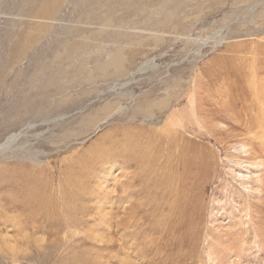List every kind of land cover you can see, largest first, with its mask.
Segmentation results:
<instances>
[{
    "label": "rangeland",
    "instance_id": "1",
    "mask_svg": "<svg viewBox=\"0 0 264 264\" xmlns=\"http://www.w3.org/2000/svg\"><path fill=\"white\" fill-rule=\"evenodd\" d=\"M88 1L38 11L36 0H0V264H264V104L253 90L256 129L246 114L241 126L198 114L207 131L194 119L199 95L230 90L222 72L264 83V0ZM104 133L115 156L178 133L212 160L202 207L188 213L200 212L195 246L156 228L148 160L97 159ZM21 175L49 182L57 222L13 204Z\"/></svg>",
    "mask_w": 264,
    "mask_h": 264
},
{
    "label": "bare ground",
    "instance_id": "2",
    "mask_svg": "<svg viewBox=\"0 0 264 264\" xmlns=\"http://www.w3.org/2000/svg\"><path fill=\"white\" fill-rule=\"evenodd\" d=\"M36 1L39 2V4H40L39 7H38V11H41V10H44V9H49V10H53L54 11V10L59 8L58 5L60 4V0H36ZM86 2H87L88 5L91 4V1L86 0ZM69 30L67 29V31H69ZM11 33H12V31H11ZM73 56H74V54H68L67 55L68 58H72ZM46 59H47V57H46ZM60 60H62L61 55H60V53H57L55 55V61H60ZM120 60H121V54H120V52L117 51L113 55V57L111 58L109 64L110 65H114V66L118 65L120 63ZM44 62L45 61H42L43 64H45ZM49 65L50 64H48V66ZM57 68L60 69L61 66L60 65L56 66L55 69H57ZM239 69H240V67L237 68L238 72H239ZM50 70H52V69H50ZM227 72L228 71L222 72V74H223L222 78H227V77L229 78L230 76L234 77L233 80L230 79V81H227V84L229 85L230 90L225 92L223 90H220L219 88H215V89L211 90V92L207 93L206 96L199 95L196 98V106L194 108V114H195L194 119H195V122H197V124L199 125L200 128L204 127L203 124H205V123L203 121H201V119L199 118V115H198V114H200V115H204V116L208 117V118H205V120H207V119H210V120L218 119V120H223V121H232V122L235 121V122H238V124H240L241 123L240 115L241 114H246V115H249V120L253 123V124H251V127L255 128V129H256V127L258 128V126H259L258 124H261V123H257V120H259V119H255V121H256L255 122L253 117L250 116V114H251L250 112H251L252 109L250 110L249 107H250L251 103L253 102V100H255L254 99L255 97L253 98V96H252L253 90L255 92L253 95H255V94L259 95V99H260L261 105L264 104V83H263V78H259V81H257V80L255 81L253 75H251V77L247 79L246 78L247 75H245L244 73H236V71H235V73H233L234 75H229V73H231V72H228V73ZM216 77H214L213 74H209L208 80H214V79L217 80ZM194 80H196V78ZM202 80H204V79L198 78L197 84H195V87H197L198 89H201L200 82H203ZM249 82H251V83H249ZM253 84L256 85V88H253ZM195 92H196V89H194V93ZM192 101H193V99H192ZM258 102H255V103H258ZM239 103H240V106L238 107ZM204 105H206V106H204ZM254 106H256V105L254 104ZM258 106H259V104H258ZM252 111H254V110H252ZM262 112H263L262 119H264V111H262ZM255 114L256 113L254 112V116H255ZM258 115L259 114L257 113V116ZM257 116H255V117H257ZM260 116H261V114H260ZM244 118H245V116H244ZM241 119H243V117ZM261 121H263V120H261ZM170 125H172V124H170ZM236 125H234V126L236 127ZM212 126H215V124H213ZM240 126H241V124H240ZM178 128H180V127L178 126ZM204 129H205V131H207L206 127H204ZM261 129H264V128H261ZM210 131L214 133L213 130H210ZM256 131H258V130H256ZM186 134H188V133H186ZM232 135L236 136L237 134H233L232 133ZM262 135H264V134H262ZM253 136H256V135H253ZM258 136H260V135H258ZM99 138H100L101 142L103 143V145L101 147L102 152H99V153H97L95 155L98 160H101V161L108 160L109 156H113V157L118 159L120 156L125 155L126 158L125 157L124 158L126 160L130 161L131 163L135 164V165L139 164L140 160H141V162H143L144 160H148L149 163H150V166L151 165L154 166V167L148 169L149 170L148 175H150L152 173L151 181H152L153 186H151V189L154 190V196H153L154 198L153 199H154V201L157 203V205L159 207L163 206V212H159V213H158V211L156 212V216H157V218H159L157 220V221H159V223H158V226L156 228H159V231L161 232V234H164V233L174 234L176 231L182 230L181 233L184 236V240H178L177 243L179 241H181V242L184 241L185 242L184 244L190 243V244L195 246V244L197 242L196 241V237H197V234L199 232V228L197 227V224L199 222L197 223V220L200 217V212L198 213V215H195V216H193V215L190 216L188 213L190 212L191 202H194L193 203V207H195V208H197L199 210L202 207V199H200V196H199L200 185L202 183H204L205 181H207V178H208V176L210 175V173L212 171V163H213L212 160H210V159L209 160H204V158H202L200 153H199V147L197 145L189 144L187 142L188 140L186 141L184 136H182V135H180L178 133H172V134H168L167 136H165L164 137L165 145H163L161 142L158 143V141L160 139V136L157 135V138H155V140L153 142H150V149H148L146 147H142L140 155H138L136 157L132 156V154H131L132 149L136 146L134 143L132 144V141L130 143L128 142L126 144L125 148H122L121 155L115 156L114 152L113 153H108L109 150L112 151V147L108 148V146L104 144L106 142V140L110 139L109 138V134L108 133H104ZM255 138L259 139V138H257V136ZM101 142H95V147H96L95 151H98V149L100 148ZM242 142H244V141L242 140ZM250 145L251 144H249V146ZM261 145H262V143H261ZM263 145H264V143H263ZM255 146H256V144H255ZM235 147H237V145ZM241 147H242V145H241ZM257 148H259V147H257ZM261 148L263 149V147H261ZM251 149H250V152H251ZM238 150H239V147H238ZM163 151H165V152L162 153ZM242 151H245V150H242ZM134 153H135V151H134ZM254 153H256V152L254 151ZM143 155H145V156L143 157ZM91 159H92V157H91ZM262 164H263V162H262ZM238 166H239V164H238ZM136 173L133 174V176H135L134 179H137V176H140L139 174H136ZM89 179H87V180H89ZM7 180H11V179L9 177H7ZM19 180L21 181V183L17 184L16 192L13 194V196L11 198L13 204L18 205L20 211H25V212L28 211L30 208L35 206V208L42 209V211L44 210V213L41 212L42 216L44 218H47L48 220L54 219V223L57 222L56 220L59 218V216L56 213L57 206H56V203L54 201V198L52 197L53 193L49 192L50 191L49 182L48 181H40L38 179V177L30 176V175H21ZM8 182H10V181H5V183H8ZM59 192H58V194H59ZM61 192H63V191H61ZM0 197L2 198V195H0ZM166 197L168 198V200L166 199ZM15 205H14V207H15ZM21 214L22 213L18 212L16 214V216H20ZM29 215H33V217H34L35 210H34L33 213L29 212L28 216ZM3 219H4V216H3ZM34 219H35V217H34ZM13 220H15L17 222L18 219H13ZM69 222L71 223V221H69ZM19 223H20V220H19ZM35 223H36V221H35ZM59 224H61V223H59ZM76 227H78V226H76ZM41 229L43 230V229H46V228L43 227ZM65 229H67V226H66ZM52 230L57 231L56 228L55 229H51V231ZM71 230H73V229H71ZM67 231H68V229H67ZM159 231H157V232H159ZM70 234H72V233H70ZM24 235L25 234H23V236ZM183 236H181V237H183ZM21 237H22V235H21ZM26 242L29 243V245H31L33 243V240H27ZM186 245H188V244H186ZM76 256L73 257L72 260L77 264V262L79 263L80 261H79L78 257H76ZM80 257H82V256H80ZM83 257H85V256H83ZM126 257H127V254H126ZM42 260L46 261V260H44V258H42ZM55 263L57 264V260L56 259H55Z\"/></svg>",
    "mask_w": 264,
    "mask_h": 264
}]
</instances>
